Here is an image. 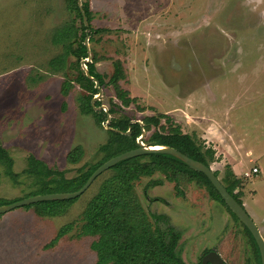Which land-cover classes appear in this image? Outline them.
<instances>
[{"label": "rangeland", "instance_id": "obj_1", "mask_svg": "<svg viewBox=\"0 0 264 264\" xmlns=\"http://www.w3.org/2000/svg\"><path fill=\"white\" fill-rule=\"evenodd\" d=\"M88 1L91 27L107 31H84L85 65L69 56L62 67H52L49 62L63 50L54 35L70 27L78 37L82 33L70 3L0 0V145L17 174L11 179L0 165V199H24L35 189L36 181L24 174L29 156L66 179L102 158L98 149L110 130L106 122L80 111L86 92L74 80L92 63L107 82L119 61L124 71L119 85L133 102L121 106L108 84L94 101L107 111L112 103L118 105L116 118L141 122L164 115L166 129L179 127L211 148L210 169L226 185L233 177L240 180L242 207L264 239V0ZM228 146L241 151L243 160H232ZM77 148L80 156L69 161L68 154ZM249 150L254 155L245 157ZM239 164L242 176L232 168ZM257 166L259 173L243 176ZM110 175L109 170L102 173L55 215H38L35 205L0 215V264H96L90 249L95 237L78 235L79 218ZM151 180L161 183L146 189ZM134 193L148 214L165 215L181 234L178 249L186 264H196L206 250L225 264L252 260L254 248L240 221L206 187L186 177L169 182L155 174L136 182ZM68 224L71 229L50 244Z\"/></svg>", "mask_w": 264, "mask_h": 264}, {"label": "trees", "instance_id": "obj_2", "mask_svg": "<svg viewBox=\"0 0 264 264\" xmlns=\"http://www.w3.org/2000/svg\"><path fill=\"white\" fill-rule=\"evenodd\" d=\"M67 1L70 3L69 8L73 9L81 21L82 33L78 37V34L75 33L76 30L72 31L73 29L70 27L69 29L63 28L54 35L53 42L62 44L63 50L58 57L49 62L52 67H62L69 56L76 58L77 61L88 57L87 47L84 45L86 37L84 31L86 29L97 34L107 31L104 28L94 29L91 27L92 18L88 0L81 1V10L87 21L86 26L82 22L83 18L77 1ZM72 37L76 38L73 42L70 41ZM74 42L76 48H73ZM86 69L89 76L98 82L99 88L106 84L113 86L115 97L120 101L121 106L128 107L133 102L134 99L119 85V81L124 79V71L119 61L114 63L113 73L107 82L104 81V76L95 70L92 63L86 64ZM74 81L78 87L86 92V95L80 100V111L83 114H92L98 123H105L108 115L112 117L109 119L108 124L110 128V131H108L109 138L98 149L99 153H102V158L85 171L79 170L77 176L66 179L63 172L53 170L42 161L29 156L24 174L32 177L36 181V185L35 189L25 195L24 198L49 193L77 191L105 161L137 148L136 141L142 133L141 129L146 133L151 132L147 139L142 140V143L147 146L171 147L207 167L214 161L215 152L211 148L205 147L195 137L182 133L179 127L166 129L161 122V119L165 118L164 115L145 117L141 121L142 126L139 123H131L132 119L126 116L116 118L114 115H116L119 108L116 104L112 103L107 112L95 109L101 105L100 101H94L93 99L99 93V90L95 87L94 81L86 77L85 72L79 70ZM67 86L66 82L62 86L64 94L67 92ZM127 132H129L128 135L125 134ZM80 154V149H74L68 154L67 159L72 162L75 160L73 158L79 157ZM12 164L13 161L7 151L0 145V165L5 167V174L15 180L17 174L12 172ZM109 171H111V175L103 181L98 192L87 203L79 218L81 224L78 235L95 237L90 249L95 253L96 264H186L178 249L181 234L173 228L165 215L148 214L135 196L134 184L142 178H151L155 174L163 175L169 182H176L180 176L186 177L197 185L206 187L210 197L219 201L238 221L209 180L203 174L193 171L173 156L166 154L141 155L121 161L110 168ZM213 173L217 177V172ZM225 180L220 182L237 203L242 205L239 197L240 192L237 191L241 184L240 180L233 177V181L228 185L225 184ZM160 183V181L151 180L147 183L146 189L160 185ZM20 199L10 201L0 199V206ZM75 200L46 201L32 205L37 207L38 215L50 216L60 213L61 208L69 206ZM32 205H29V207ZM71 226L72 224L63 226L50 244L55 243L64 236L71 229ZM243 228L254 248L253 258L247 264H261L255 242L248 230L244 226ZM210 251L206 250L204 255ZM201 261L202 258L196 264H202Z\"/></svg>", "mask_w": 264, "mask_h": 264}, {"label": "water", "instance_id": "obj_3", "mask_svg": "<svg viewBox=\"0 0 264 264\" xmlns=\"http://www.w3.org/2000/svg\"><path fill=\"white\" fill-rule=\"evenodd\" d=\"M78 7L81 10V1L76 0ZM81 15L83 18V23L87 25L85 15L83 11L81 10ZM84 45L87 47V37L84 39ZM88 51V50H87ZM88 60L85 59L82 61L83 65L87 63ZM85 75L89 79L93 80L95 83V87L98 88L99 93L97 94L95 99H98L101 96V90L98 87V82L94 80L89 74L87 73V69L85 67ZM93 98V99H94ZM92 103V102H91ZM103 109L104 112H107L106 109L103 107H100ZM96 109V108H95ZM109 115L107 117L106 121V127L110 130L108 124H109ZM131 123H139L142 126V122L140 121H131ZM142 133L140 137L137 139V145L138 147L135 149H132L130 151L124 152L120 155H117L115 157H112L105 161L102 165H100L87 179V181L84 183V185L74 192H68V193H49L44 195H35L31 197H27L18 201H15L10 204L1 205L0 206V215L7 213L11 210H14L16 208H21L24 206H29L35 203L39 202H46V201H64V200H71L76 199L77 197L81 196L92 184V182L100 176L102 173L108 171L110 168L115 166L117 163L124 161L129 158L141 156V155H147V154H166L173 156L183 162L185 165H187L190 169H192L195 172L203 174L209 182L212 184L214 189L218 192L221 199L224 201L225 205L228 207V209L232 212V214L240 221V223L248 230L250 235L252 236L255 245L258 249L259 256H260V262L261 264H264V239L257 227V225L253 222V220L249 217L247 212L244 210L242 205L237 203V201L226 191L225 187L222 185L218 177H216L213 173V171L210 169V167L205 166L204 164L195 161L184 154L180 153L179 151L166 146H146L142 143L145 131L141 129ZM126 135L129 134V132L125 133ZM202 264H225L222 258L214 251H210L207 254H205L202 257Z\"/></svg>", "mask_w": 264, "mask_h": 264}, {"label": "crops", "instance_id": "obj_4", "mask_svg": "<svg viewBox=\"0 0 264 264\" xmlns=\"http://www.w3.org/2000/svg\"><path fill=\"white\" fill-rule=\"evenodd\" d=\"M154 4V3H153ZM147 6H151V4L150 5H147ZM146 8H148V7H146ZM229 147V150H230V152H232L233 153V156L231 157L232 158V160H237L238 158L237 157H239L240 158V160L242 159V157H241V151L240 152H235L233 149H231L232 148V146H228ZM217 148H220L222 151H224L221 147H217ZM236 148H238L237 146H236ZM246 151V150H245ZM245 153V152H244ZM249 154H247V155H244L245 157L246 156H251V155H254V153L252 152V151H250L249 150V152H248ZM260 153H262V152H260ZM258 159H261V157H258ZM243 160V159H242ZM238 166V165H237ZM233 168V170H235V175H241L242 176V172H243V167L241 166L240 167V164H239V166L238 167H232ZM255 169H257L258 170V173H259V167L257 166V167H254ZM252 170V169H251ZM245 173H248V171H245Z\"/></svg>", "mask_w": 264, "mask_h": 264}, {"label": "built area", "instance_id": "obj_5", "mask_svg": "<svg viewBox=\"0 0 264 264\" xmlns=\"http://www.w3.org/2000/svg\"><path fill=\"white\" fill-rule=\"evenodd\" d=\"M257 172H258V170L253 168L250 172L244 173L243 176L244 177H250L251 174H256Z\"/></svg>", "mask_w": 264, "mask_h": 264}]
</instances>
